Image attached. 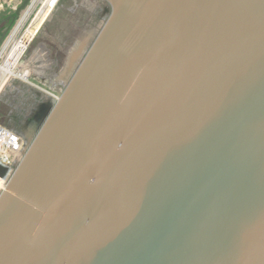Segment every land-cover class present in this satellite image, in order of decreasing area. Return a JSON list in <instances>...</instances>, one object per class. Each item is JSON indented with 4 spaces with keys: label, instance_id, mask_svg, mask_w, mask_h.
I'll return each mask as SVG.
<instances>
[{
    "label": "water",
    "instance_id": "water-1",
    "mask_svg": "<svg viewBox=\"0 0 264 264\" xmlns=\"http://www.w3.org/2000/svg\"><path fill=\"white\" fill-rule=\"evenodd\" d=\"M108 2L0 191V264H264V0Z\"/></svg>",
    "mask_w": 264,
    "mask_h": 264
},
{
    "label": "rangeland",
    "instance_id": "rangeland-1",
    "mask_svg": "<svg viewBox=\"0 0 264 264\" xmlns=\"http://www.w3.org/2000/svg\"><path fill=\"white\" fill-rule=\"evenodd\" d=\"M22 2L23 0H17L16 4H11L9 1L0 2L3 6L0 10V25L7 23L13 26L18 22L19 17H14L13 12ZM31 3L32 0H29L27 7ZM107 5L106 0H64L53 12H49L50 16H46L44 22L40 24L21 58L19 76L9 75L8 83L0 90V124L20 132V122L23 117L35 107L39 100L49 96L42 89L56 95L63 91L64 86L59 84L62 80L58 78L61 71L68 61L81 59L85 49L86 34L91 32L92 38L96 37L104 24L101 15ZM38 8L35 5L28 17L21 20L10 42L17 37V34L19 36L23 29L29 27L37 15ZM6 17L9 19L4 21ZM21 27L23 28L19 31ZM4 45V37L0 36V52ZM39 49L44 51L43 57L36 56L35 53ZM5 56L4 54L0 58V62ZM31 59H34L37 68L30 62ZM38 65H42L40 69ZM1 179L0 188L5 184Z\"/></svg>",
    "mask_w": 264,
    "mask_h": 264
},
{
    "label": "built area",
    "instance_id": "built-area-1",
    "mask_svg": "<svg viewBox=\"0 0 264 264\" xmlns=\"http://www.w3.org/2000/svg\"><path fill=\"white\" fill-rule=\"evenodd\" d=\"M63 1L64 0H32V3L30 4V6H28V8L26 9V13H28L30 11V9L33 8L35 5H36V7H39L38 9H40L41 7H46V8L49 7L51 9L55 10L60 4L63 3ZM106 1H108V0H106ZM109 7H110V3L108 2V5L104 7L103 14L101 15L104 19V22L107 19L108 13L106 12V10ZM22 28L23 27H21V29H19V31H21ZM27 28L23 29L22 33H20L19 36L17 34V36L18 37H24V35L26 34ZM101 28H102V26H101ZM14 32H13L12 36L13 35L15 36ZM61 93H62V91H61ZM61 93L59 95H56L53 93V97L57 100L60 97ZM26 150H27V145H25V141H24L23 136L20 133H18L17 131L0 124V164L8 167V175L6 178H4L6 180V182H8V180L12 176L16 167L23 160L25 153H26Z\"/></svg>",
    "mask_w": 264,
    "mask_h": 264
},
{
    "label": "bare ground",
    "instance_id": "bare-ground-1",
    "mask_svg": "<svg viewBox=\"0 0 264 264\" xmlns=\"http://www.w3.org/2000/svg\"><path fill=\"white\" fill-rule=\"evenodd\" d=\"M31 9H33V8H31ZM49 11L51 13V12H53V9H51L49 7L48 8H46V7L41 8V11L36 15L37 17H35V20H34L35 26L33 28V31L34 30L37 31L40 24L43 23L44 20L46 19V16L47 17L50 16ZM31 12H32V10H31ZM31 12L26 13L23 16V18L28 17V15ZM30 40H31V31L28 29V30H26V34L24 35V37H18L17 36L11 42L8 41L7 43H5L3 49L0 52V58H2V56L4 54L6 55L3 58V61L0 62V90H2V88H4L5 85L8 83L7 78L9 75L19 76V74H18L19 73V71H18L19 70V63L21 61L23 54L25 53V51L28 48ZM76 54L78 55L79 53H76ZM67 60H69V59H67ZM74 61H76V60H74ZM77 61H78V59H77ZM36 67H37V65H36ZM1 180H4L3 183L5 182V184H4V186H2L0 188V191L3 190L7 185V182L5 179H1Z\"/></svg>",
    "mask_w": 264,
    "mask_h": 264
},
{
    "label": "crops",
    "instance_id": "crops-1",
    "mask_svg": "<svg viewBox=\"0 0 264 264\" xmlns=\"http://www.w3.org/2000/svg\"><path fill=\"white\" fill-rule=\"evenodd\" d=\"M6 1H9L11 4H16V2H17V0H0V2H2V3H4V2H6ZM24 1L25 0H23V2H22V4H19L17 7H19L18 9L17 8H15L14 9V12H13V16L14 17H19V20H18V22L15 24V25H13V26H11V25H7V23L5 24V25H0V36L1 37H4V40H5V42L7 43L9 40H10V38H11V36H12V34H13V32L16 30V28L18 27V25L20 24V22H21V19L23 18V16H24V14L26 13V9L28 8L27 7V5H24ZM3 6L1 5V3H0V10H1V8H2ZM41 8H44V7H41ZM41 8L38 10V11H36L37 13L36 14H38L40 11H41ZM31 10H33V9H30V11L29 12H31ZM28 12V13H29ZM50 12V11H49ZM37 17V16H36ZM9 18H10V16H9ZM8 17H6L5 19H4V21H7V19H9ZM34 20H35V18L33 19V21L31 22V24L29 25V27L27 28V30L29 29L30 31H31V38H32V36L33 35H35L36 33H37V31L36 30H34L33 31V28H34ZM42 24V23H41ZM36 56H44V51H42L41 49H39V51H36ZM30 62L31 63H33V64H35V67H36V63H34V59H31L30 60ZM48 64V63H47ZM31 65V64H30ZM39 67H38V69H40L41 68V66L42 65H38ZM34 67V66H33ZM37 68V67H36ZM43 68V67H42ZM55 84H57L56 82H55ZM62 87L64 86V83L63 82H60L59 83ZM44 92H46L49 96L47 97V98H49L52 94H53V92H50V91H47V90H45V89H42ZM47 98H45L44 100H46ZM44 100H39V102H41V101H44Z\"/></svg>",
    "mask_w": 264,
    "mask_h": 264
},
{
    "label": "flooded vegetation",
    "instance_id": "flooded-vegetation-1",
    "mask_svg": "<svg viewBox=\"0 0 264 264\" xmlns=\"http://www.w3.org/2000/svg\"><path fill=\"white\" fill-rule=\"evenodd\" d=\"M88 32H87V36H88ZM38 104H39V101L37 102V104H35V107L26 115L23 117V119L21 120L20 122V133L23 138H24V141H25V145L28 144L29 140H28V137L29 135L32 133V126H33V123L31 122V119L32 117H34V114L36 112V110H38Z\"/></svg>",
    "mask_w": 264,
    "mask_h": 264
}]
</instances>
